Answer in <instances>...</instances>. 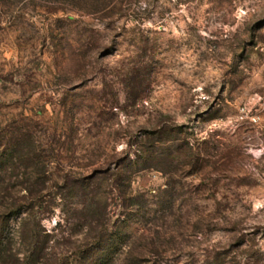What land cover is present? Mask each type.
I'll list each match as a JSON object with an SVG mask.
<instances>
[{
  "label": "rangeland",
  "instance_id": "rangeland-1",
  "mask_svg": "<svg viewBox=\"0 0 264 264\" xmlns=\"http://www.w3.org/2000/svg\"><path fill=\"white\" fill-rule=\"evenodd\" d=\"M7 148L0 264H264V0H0Z\"/></svg>",
  "mask_w": 264,
  "mask_h": 264
},
{
  "label": "trees",
  "instance_id": "trees-1",
  "mask_svg": "<svg viewBox=\"0 0 264 264\" xmlns=\"http://www.w3.org/2000/svg\"><path fill=\"white\" fill-rule=\"evenodd\" d=\"M10 153L11 152L8 151V148L0 152V168L1 169H5L8 166V164L10 163V161H11V155H10ZM19 213H21V209L14 210L10 214H11V216H14V215H17ZM4 229L5 228L3 227V225H0V245L3 244V242H2V235L4 233ZM44 264H46V263H44ZM51 264H62V263L55 261V262H53Z\"/></svg>",
  "mask_w": 264,
  "mask_h": 264
}]
</instances>
